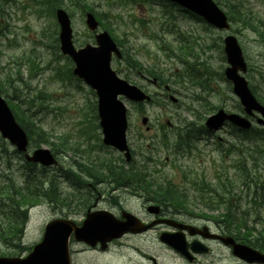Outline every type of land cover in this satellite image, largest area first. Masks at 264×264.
<instances>
[{
    "label": "rangeland",
    "instance_id": "rangeland-1",
    "mask_svg": "<svg viewBox=\"0 0 264 264\" xmlns=\"http://www.w3.org/2000/svg\"><path fill=\"white\" fill-rule=\"evenodd\" d=\"M82 1L100 12L104 21L113 26L115 32L123 38V49L129 55L139 60L146 70L160 71L170 88L166 91L163 86L157 87L140 74L126 70L115 59L111 62L119 76L146 90L155 99L154 103L138 106L121 98L127 108V140L136 164L143 167L144 157L150 153L153 162L147 164L156 168V176L163 174L165 178L176 183L181 178L177 167L179 165L191 167L196 173L204 174L213 185L217 183L215 174L219 172V177L225 181L227 188L222 193L232 205V211L237 215L243 214L249 220L254 219L252 227L255 232L261 230L264 220V145H253L252 142L234 138L230 135V127L225 124L214 133L210 141L213 144L197 140L196 148L192 149L190 155L178 157L162 144L160 127L165 125L166 130L170 131L179 125L178 119L191 122L196 127L218 107L242 113L238 99L223 75L227 63L222 38L226 33H232L236 37L247 65L243 75L251 89L255 86V96L260 94L264 99V0H213L224 11H227L225 2L234 3L233 7L230 6L231 9L237 8L242 15L245 14L258 33L234 19L230 23L229 31L225 32L175 9L171 13L163 14L154 0H145L139 2L140 4H132L127 0H64L62 7L71 14L74 43L77 47L85 43L94 44L95 32L86 28L83 8H80ZM31 3V0H10V3L3 6L4 13L0 15V82L5 89H8L6 83L16 88L14 93L9 91L6 94V99L18 102L19 107L26 110L24 115L32 121L33 118L36 120L48 134L40 146L55 150L58 155L59 165L46 168L43 176L30 181V184H36L51 176L61 202H51L54 200L41 197L42 193L36 195L33 201L35 205L27 212L26 221L19 233L21 238L15 243L17 246L0 241V255L4 256L27 254V248L40 241L44 225L52 219L65 218L79 222L84 218L78 200L69 194L72 191L70 181L78 177L79 173L92 183H98L97 188L103 198L94 203L95 208L116 212L117 205L120 204L134 213L137 212L139 216L147 215L141 207V201L126 186L112 181V177L108 175L110 168L119 170L129 167L122 165L121 155L117 151L107 149V152H103L98 138L95 139L98 129L90 136V104L95 97L89 96L88 87L83 83V88L80 89L73 83L59 82V74L69 65H62V55L55 48V17L46 5L42 6L41 16H37L33 9L39 6H31ZM101 29L102 26L99 27ZM181 40L184 42L182 46L193 56H189V59L194 67L188 73H185L187 70L182 68L175 57L168 55V50L165 49V44L172 47ZM173 53L176 55V51ZM28 60L37 65V70H29L31 62ZM56 64L63 70H56ZM174 74L181 75L183 86L173 82ZM185 74L190 76L186 77ZM39 90L43 97H38L30 106L29 102L35 100L31 98ZM169 93L177 97L176 103L170 101L166 95ZM205 104H209L208 107L212 110L205 111ZM143 115L148 117L147 125L151 127L149 131L145 130V125L140 121ZM39 125L37 126L40 127ZM174 137L168 138V146L172 145ZM60 141L64 142V148L59 145ZM216 142L221 145L218 151L213 150ZM1 149L0 184L7 181V178H13L16 184H22L23 170L20 167L24 158L0 137ZM174 157L177 158L176 164L173 163ZM97 158V162H94ZM103 158L109 163L104 165ZM241 161L247 170L245 173L238 169ZM96 166L101 170L100 173L94 170ZM38 168L39 166L36 167ZM90 181L84 179L86 185L80 192H91ZM74 182L76 186L81 184L78 180ZM41 187L46 189V185ZM185 187L191 192L190 185L185 184ZM39 190L30 189V194H38ZM50 191L47 197L52 196ZM92 195L98 196L97 191H93ZM0 197L7 201L6 190ZM193 197L192 205L188 206L192 215L216 216L223 210L222 207L219 210H207L204 196L196 193ZM0 208L4 209L3 206ZM257 214L261 215V220ZM0 223L3 227L8 226L6 221ZM157 235L158 229H151L140 235H126L110 243L106 250H93L71 240V264H187L174 250L161 244ZM202 264L208 263L203 261ZM213 264L241 263L224 248L222 261Z\"/></svg>",
    "mask_w": 264,
    "mask_h": 264
},
{
    "label": "water",
    "instance_id": "water-1",
    "mask_svg": "<svg viewBox=\"0 0 264 264\" xmlns=\"http://www.w3.org/2000/svg\"><path fill=\"white\" fill-rule=\"evenodd\" d=\"M189 10L199 14L208 23L219 29H227L229 25L225 14L212 2V0H172ZM56 19L59 25L60 50L73 60L75 66L73 73L82 78L87 84L96 90L97 113L99 125L102 128L103 142L112 145L120 151H125V157L130 158L129 150L125 140V129L127 126L126 109L117 98L123 94L135 101L149 100V96L136 86L129 85L125 80L116 76L109 67L111 53L118 57L120 53L115 43L110 39L107 32L96 34L98 46L87 44L85 47L75 50L72 45V29L70 19L63 9L56 10ZM86 24L90 29H95L97 22L91 13L86 14ZM224 52L229 66L225 69V76L232 82V90L239 98L244 111L248 115L258 112L263 118H257V122L264 124V105L260 104L252 94L245 78L238 70L245 71V62L236 41L232 35L224 38ZM173 98V97H172ZM146 117L142 118L145 123ZM225 120L247 129L250 121L237 113H227L224 109H218L206 120L207 128L216 130ZM0 134L3 138L13 144L18 151L25 152L27 161L40 163L48 166L55 164L53 154L48 148H35L31 155L26 153L28 139L24 130L18 125L9 107L0 96ZM148 210H158L156 206H149ZM155 222L147 225L132 214L124 212L122 219H118L108 211L99 210L86 214L81 226L69 219H54L49 221L43 233L42 240L34 245L33 250L24 259L0 257V264H70L68 251V238L73 233L74 238L94 246L98 242L101 248L106 243L119 238L125 232H141L149 228ZM190 227V226H188ZM191 228V227H190ZM191 233H194L191 230ZM222 242L230 245L232 254L247 262L264 264V253L249 245L235 241L230 236L220 237ZM159 240L175 248L178 252L187 255V243L181 232H162ZM199 244L193 241L191 246ZM195 249V248H194ZM196 251H201L195 249Z\"/></svg>",
    "mask_w": 264,
    "mask_h": 264
},
{
    "label": "trees",
    "instance_id": "trees-1",
    "mask_svg": "<svg viewBox=\"0 0 264 264\" xmlns=\"http://www.w3.org/2000/svg\"><path fill=\"white\" fill-rule=\"evenodd\" d=\"M33 3H38L39 5H46L48 8L51 9V12L53 14L54 9L57 6H61L64 4V0H31ZM137 1V0H132ZM32 3V4H33ZM227 7V12L229 14V19L232 21L233 19L235 22H241L243 25L255 29L253 24L248 21L246 15H242L241 12L237 10V8L231 9L230 6L233 7L235 5L234 3H228L225 2ZM84 8L89 9L91 11H94L93 8L88 7L87 5H84ZM1 12V11H0ZM39 12V10H38ZM95 12V11H94ZM40 14V13H38ZM96 15H98L97 12H95ZM103 27L107 29L109 32H112V29L108 26V24H105L103 22ZM259 32L258 30H255ZM56 33V31H55ZM55 41L57 46V36L55 35ZM182 41V40H181ZM183 42V41H182ZM179 55L178 57L181 58V61L184 63V70H190V67H193V63H189L186 61L185 57L192 56L191 52L186 49V47L180 46L178 49ZM126 65L133 69L134 71L137 70L140 67V64L137 60L127 56L125 57ZM30 69H34L32 65H30ZM70 69L67 67L62 73L59 74L60 79L70 78ZM180 77V76H178ZM8 92L7 89L3 87V85L0 83V94L1 92ZM42 92H39L38 95L35 97V100H32L29 102L30 106L34 104V101L38 97H41ZM10 108L15 114V117L17 118L20 125L25 130L28 138H29V145L32 147L39 146L41 142L45 141L47 137V133L45 130L36 122V120L33 118V121L29 119L27 116L24 115L26 110H22L17 102H8ZM93 105V104H92ZM29 106V107H30ZM209 104H205V111H211L212 108L208 107ZM93 118L95 119L96 113H95V105H93ZM94 119L92 121V125H96L94 122ZM189 122H184L183 128H178V131L176 135L179 137V141L189 146V141L191 138L186 139V137L192 135L193 128L189 125ZM39 125L40 127H38ZM97 126V125H96ZM98 127V126H97ZM233 133L235 134L234 137L238 138L240 141H248L252 142L253 145H257L260 143L261 145H264V128L252 126L250 130L248 131H242L238 130L234 127H231ZM163 141H165L164 137L162 138ZM60 146L63 148L64 142L60 141ZM72 151L74 150L73 148ZM2 154V149L0 150ZM55 151V150H54ZM16 152V151H15ZM21 155V154H20ZM1 157V155H0ZM24 165V164H23ZM25 166V165H24ZM238 169L241 173L247 172L246 168L242 164V161L240 163V166H238ZM97 172H101V170L98 168V166L94 169ZM145 168L144 169H132L127 168L123 169L120 168L119 170H112L110 168L108 170V175L110 178L112 177V181L122 182L127 187H129L132 190H137L140 193H144L147 195H150L153 197V200L156 203L166 205L169 207L172 205L175 206H182L184 209H187V205H192L191 200L189 197V193H187V190H182L180 188L179 184L173 183L169 179H161V181L156 180V178H152L151 176L145 175ZM182 170V176L183 180L190 183L194 189V192L198 193L200 196H204V203L207 205L208 210H214L219 209V207H222L223 210L220 211V213L216 216V219H221L224 227V231L230 235H232L235 239L241 242H245L261 251H264V220L262 222L263 227L261 230H258L256 233L255 229L252 227L253 223L255 222L254 219L249 220L246 218L243 214L237 215L234 211H232V205L229 204V200L224 197L222 192H226V183L225 181L219 177V174L216 176V184H211L210 181L205 179L204 177H200L198 175L194 176L191 171L187 172L183 169ZM24 179H30L35 180L36 176H28L27 171L24 169ZM49 179L46 180L45 183L42 184V181H38L36 184H30V180H26L24 182L23 186H18L15 184L13 179L8 178V181L3 185L0 186V194L3 193L4 190L8 193L7 198V208L2 211V216H0V221H6L7 227H3L0 223V241L6 244H10L13 242V245L17 243L20 239L19 233L21 232V225H23L25 221V213L29 206L33 205V201L36 195H39V193H42L41 197H46L48 200H54L51 202H61L60 199H58V191L56 190V185L54 184L52 177L49 176ZM41 183V184H40ZM41 185H47L46 189L43 190ZM16 186V187H15ZM40 189L38 191V194L36 192H33V194H30V189ZM51 189H55L51 190ZM51 190V191H50ZM50 193L52 196L47 195ZM65 199H67V196H63ZM70 197V196H69ZM45 198V199H46ZM81 204V203H80ZM82 209L83 207L80 206ZM258 218L261 220L262 217L260 214H257ZM256 233V234H255ZM17 236V238H14V236ZM17 246V245H15Z\"/></svg>",
    "mask_w": 264,
    "mask_h": 264
},
{
    "label": "flooded vegetation",
    "instance_id": "flooded-vegetation-1",
    "mask_svg": "<svg viewBox=\"0 0 264 264\" xmlns=\"http://www.w3.org/2000/svg\"><path fill=\"white\" fill-rule=\"evenodd\" d=\"M157 86H159V83L157 84ZM85 185V184H83ZM121 185V184H119ZM90 188H91V192L89 193H85L86 195H92L93 191H97L98 196L96 198V201L99 198H103L101 196V191L98 190V183H96L95 185H91L89 184ZM139 201H141L142 205L141 207L144 210H147V204L152 203L151 201V197L147 194H133ZM150 198V199H149ZM159 205V211L156 215H150L149 211H147V215L143 216L140 215L138 216L137 212H135V215L139 218H141L143 221H151L155 218H165V219H169L172 220L171 224H173L171 227V231H175L177 228V225H189V226H193L195 227L197 230H194V234H190L189 229L184 228L183 227V232L185 234L186 240L188 242H191L193 240H199L203 243V246H205L207 248V250L205 251V253H194L190 246L188 248V251L190 253V256H192V260L188 261L186 258L181 257L179 254V256L185 260V262L187 264H202L203 261L207 262L208 264L211 263H220L222 261V257H223V249L226 248L227 250L230 251L229 247H226L223 245V243L220 241V239L218 237H213V235L211 234H216V235H226L225 231L222 229V227L218 224V223H214L213 221H211L210 219L202 216V215H198V214H191V213H186L183 209H181L180 207L176 208L173 207L172 205H170L169 207H167L166 205L163 204H158ZM122 206L118 205V213L120 215L121 211H122ZM134 214V212H133ZM149 218H151L149 220ZM211 225H214V228H211ZM163 226H166L165 224H159L155 227H152V229H163ZM203 227H208L207 230L203 229ZM212 256V257H211ZM209 257H211L209 259ZM209 259V260H208ZM237 262L241 263V264H246L244 261H241L238 258H234Z\"/></svg>",
    "mask_w": 264,
    "mask_h": 264
},
{
    "label": "bare ground",
    "instance_id": "bare-ground-1",
    "mask_svg": "<svg viewBox=\"0 0 264 264\" xmlns=\"http://www.w3.org/2000/svg\"><path fill=\"white\" fill-rule=\"evenodd\" d=\"M30 65H32V66L34 67V69H32V70H37V69H36V64H35L33 61H32V64H30ZM30 68H31V66L29 67V69H30ZM0 137L8 142V139L3 138V137L1 136V134H0ZM16 152L19 153V154H22V151H18V150H16ZM0 159H1V157H0ZM15 187H16V186H15ZM181 261H182V260H180V262H181ZM183 263H184V262H183ZM183 263H182V264H183Z\"/></svg>",
    "mask_w": 264,
    "mask_h": 264
}]
</instances>
